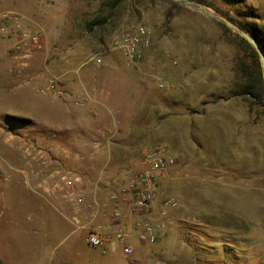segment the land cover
Listing matches in <instances>:
<instances>
[{
    "label": "rangeland",
    "instance_id": "rangeland-1",
    "mask_svg": "<svg viewBox=\"0 0 264 264\" xmlns=\"http://www.w3.org/2000/svg\"><path fill=\"white\" fill-rule=\"evenodd\" d=\"M111 1L0 0V13L18 12L40 32L30 51L15 49L17 36L0 38V264H259L264 106L240 93L249 55L216 19L175 0ZM206 1L264 28V0ZM249 8L259 17L246 16ZM139 24L154 47L128 66L111 41ZM157 146L175 164L154 180L153 211L132 221L166 223L155 243L132 227L125 243L135 253L126 257L120 242L101 248L80 232L50 240L33 230L31 168L39 182L56 172L63 185L77 175V188L108 190L144 168ZM214 181L228 185L210 199L202 184ZM168 198L178 206L163 214Z\"/></svg>",
    "mask_w": 264,
    "mask_h": 264
},
{
    "label": "built area",
    "instance_id": "built-area-1",
    "mask_svg": "<svg viewBox=\"0 0 264 264\" xmlns=\"http://www.w3.org/2000/svg\"><path fill=\"white\" fill-rule=\"evenodd\" d=\"M5 36H17L15 49L31 50V46L38 45L39 29L30 28L25 25L23 16L14 11L0 13V38ZM154 47L153 37L150 29L143 24L124 29L114 34L111 41V49L118 51L130 66L144 60ZM168 81L159 80V87H164ZM54 88V86H52ZM175 164V158L165 154L163 147L157 146L147 152L144 157V168L128 176L125 182L113 184L115 189L110 193V200L116 204L115 219L110 224L94 223V217L99 212L101 205L97 199L86 200V190L77 188L82 182L80 176L64 175V196L76 206L84 205L93 210L90 221L83 222L81 211H77L70 221L79 229H87L85 241L94 247H106L111 240L110 231L114 232L118 242L122 244V254L129 257L135 253V247L125 243L128 234L122 229L117 217L120 215L119 204L124 198L128 201V209L131 213H149L155 199L154 180L162 172L168 170ZM175 199L168 198L163 202V214L169 207H177ZM134 227L139 231L140 240L148 243H155L167 230L166 223L153 224L147 219H139ZM259 264H264V255L260 258Z\"/></svg>",
    "mask_w": 264,
    "mask_h": 264
},
{
    "label": "crops",
    "instance_id": "crops-1",
    "mask_svg": "<svg viewBox=\"0 0 264 264\" xmlns=\"http://www.w3.org/2000/svg\"><path fill=\"white\" fill-rule=\"evenodd\" d=\"M94 151L105 150V147H100L93 145ZM45 169L43 170V172ZM30 182L33 183L34 191L36 192L37 197H35L34 202L31 204L29 209V216L33 226V230L36 231L39 228H42L44 231L49 232L50 240L59 237L66 236L74 233H81L83 239L85 240V235L87 229H79L70 221V218L75 214L76 211H81V219L85 223L92 218L93 210H89L84 205L75 206L71 201H67L63 197L61 191V186L63 188V182L57 178V173L53 172L50 175H47L41 182L38 181L37 176H40V172H36L35 169L31 168L28 172ZM45 176V173H44ZM31 183V184H32ZM253 183V182H252ZM117 182H111L107 186L108 190L103 189L102 185L98 182L97 187L93 190L86 191V200L91 201L97 199L101 205L99 212L94 217V223H102L104 225L110 224L115 219L116 204L110 200V193L115 189L114 185ZM201 184V183H199ZM203 185V195L205 197L209 196L211 199L212 195L220 194L227 187L228 183L226 182H211V186ZM253 185V184H252ZM32 186V187H33ZM223 186V187H222ZM249 190L258 192L259 187H250ZM219 192V193H218ZM128 202L122 198L119 204L120 215L117 217V221L120 222L122 229L128 234L130 229L134 228L135 222L132 223L134 218H139V214H134L125 210V206ZM154 209V208H153ZM153 209L151 211H153ZM149 213H142L141 216H147ZM151 215V214H150ZM243 216V215H242ZM241 216V217H242ZM196 220V217H194ZM200 223H203L204 227H212L213 224L209 221H203L199 218ZM133 227V228H132ZM206 228V229H208ZM111 240L107 243L109 248L116 249V243H118L114 232L110 231ZM238 233V231L236 232Z\"/></svg>",
    "mask_w": 264,
    "mask_h": 264
},
{
    "label": "trees",
    "instance_id": "trees-1",
    "mask_svg": "<svg viewBox=\"0 0 264 264\" xmlns=\"http://www.w3.org/2000/svg\"><path fill=\"white\" fill-rule=\"evenodd\" d=\"M123 0H113L109 4L110 8L117 7ZM172 1V0H171ZM199 2L204 3L207 6L212 7V4L209 3L206 0H196ZM221 14L228 17L230 20L238 24L241 28H243L246 32H248L252 37H254L263 47L264 49V28L259 26L255 22L250 21H242L238 18H235L234 16L230 15L227 12L220 11L218 9H215ZM246 16L251 18H258L259 15L253 10L248 9L245 12ZM106 20L105 18L101 20L95 21V23L101 24L104 23ZM216 22L221 25L226 31L231 32L235 38L238 40L239 47L242 51L247 53L250 57L251 64H246L245 61L241 62V68H243V72L245 74L244 81L241 84V94H248L253 95L258 101L260 105L264 106V81L262 78V69L260 64V56L256 50V48L248 42L245 38L241 37L239 34L234 32L232 29H230L226 24H224L221 21L216 20ZM18 121H27L23 118H16Z\"/></svg>",
    "mask_w": 264,
    "mask_h": 264
},
{
    "label": "water",
    "instance_id": "water-1",
    "mask_svg": "<svg viewBox=\"0 0 264 264\" xmlns=\"http://www.w3.org/2000/svg\"><path fill=\"white\" fill-rule=\"evenodd\" d=\"M187 7L194 8L197 10L202 11L203 13L207 14L208 16L223 22L226 24L230 29H232L234 32L239 34L241 37L245 38L250 42L257 50L259 56H260V64H261V69H262V78L264 81V49L261 46V44L254 38L252 37L248 32H246L243 28H241L238 24L230 20L228 17L225 15L218 13L217 11L213 10L209 6L205 5L202 2L196 1V0H175Z\"/></svg>",
    "mask_w": 264,
    "mask_h": 264
}]
</instances>
